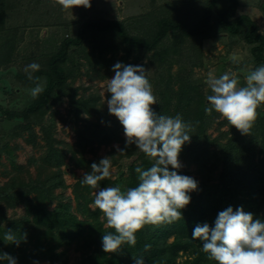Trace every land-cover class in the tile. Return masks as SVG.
I'll list each match as a JSON object with an SVG mask.
<instances>
[{"label":"trees","instance_id":"1","mask_svg":"<svg viewBox=\"0 0 264 264\" xmlns=\"http://www.w3.org/2000/svg\"><path fill=\"white\" fill-rule=\"evenodd\" d=\"M22 2L0 0V70L8 69L15 55L20 54L18 44L27 23L11 25L8 14L18 10ZM27 2L41 5L38 11L50 26L49 9L61 14L57 0ZM241 4L240 0H168L157 7L155 1L151 0V11L126 22L85 20L79 27H75L77 24L74 23H61L60 33H52L44 41L40 55L28 57L29 62H43H37L39 71L31 74L32 79L16 73V80L22 81L24 87H30L35 77H43L47 80L43 92L36 98L32 97L30 105L20 112L3 111L1 107L0 112L7 122L23 119V123H19L15 131L9 134L10 138H18L23 132H28L30 134L25 143L33 148L39 145L45 148V152L38 159L29 161L38 171L35 179L24 180L14 175L0 186V214L6 223V227L0 228V253L15 258L16 264H67L69 248L80 254L77 264H134L132 257L139 256L143 257L144 264H216L203 252L202 241L192 238L197 225L207 223L210 228L214 227L218 213L228 207L234 212L242 208L251 213L254 219L264 222V105L257 109L259 115L250 130L249 139V135H242L226 120L217 122L218 131L221 126H227L228 130L212 139L207 130L219 118V114L215 111L211 116L205 114L210 89L206 91L189 82L187 68L191 69L194 65L188 66L172 58L183 55L186 43L195 45L199 50L204 41L220 33H228L232 41L248 48L255 61L254 70L264 65V33L259 31L256 20L252 18L253 15L260 16V12L264 20V0L257 1L253 15L241 13ZM34 25L41 26L38 23ZM120 52L122 55L118 56ZM150 52L156 66L161 69L154 77L147 76L157 98L152 108L157 114L166 116L180 114L184 122L191 123L193 130L189 133L190 141L182 146L178 159L196 164L202 181L197 190L188 193L190 203L181 210L182 219L170 224L146 225L136 234L135 246L124 244L119 253H105L102 250V236L113 230L105 226L106 221L98 209H88L91 199L87 197L93 188L82 186L81 179L72 185L75 212L68 202L62 201L63 194L54 192L66 189L61 169L66 162V153L54 147L56 139L52 135V119L49 125L42 124V119L55 101L65 97L74 122L81 114L86 115L82 127L74 125L76 141L68 147V161L74 168H81L85 161L95 163L84 159L86 153L93 154L102 146L120 144L118 149L123 150L124 155L111 149L109 157L112 164L118 167V177L113 181L105 179L99 182V187H120L126 191L138 186L135 169L141 167L146 170L151 166V159L140 152L135 144L125 147L122 125L109 114L108 107L98 104V94L77 98V89L72 87L69 79L73 81L77 75H81L78 73L81 63L76 58H82L89 69L103 80L116 63L135 66ZM41 56L44 61L39 59ZM174 62L180 64V68L176 75H171L170 68ZM55 114V111L51 113L52 116ZM90 117L95 120H90ZM34 126L40 127L44 145L36 142ZM221 139L226 142L221 143ZM256 145L258 161L254 162ZM211 146L215 150L210 151ZM1 152L13 156L7 142L0 147ZM114 153H118V159L112 156ZM128 158L134 160L127 165V176L124 177L118 161ZM217 165L221 166L218 183L209 185ZM54 201L55 207L49 209ZM18 206L23 208L24 214L6 219L5 210ZM78 214L81 218H78ZM9 229L17 235L26 233V239L19 246L8 243L3 237ZM145 244H151L147 252L144 251ZM60 248L63 250L58 251ZM0 264H7V261L0 260Z\"/></svg>","mask_w":264,"mask_h":264},{"label":"clouds","instance_id":"2","mask_svg":"<svg viewBox=\"0 0 264 264\" xmlns=\"http://www.w3.org/2000/svg\"><path fill=\"white\" fill-rule=\"evenodd\" d=\"M63 10L74 7H90V0H57ZM238 63L236 56H230ZM38 63H31L24 69L29 73L39 71ZM114 77L107 80L106 92L108 112L116 117L124 130L126 145L136 148L151 159V166L135 169L138 186L122 191L120 187H104L95 193L94 207L98 209L106 226L112 229L102 236V250L105 253H119L122 245L135 246L136 234L146 225L173 223L182 219L181 210L190 203L188 193L197 190V182L188 176L179 175L178 159L182 146L190 141L191 123L183 121L180 114L175 117L157 114L152 106L157 98L145 68L142 65L116 63ZM205 84L211 94L206 97L208 107L205 114H219L231 127L242 135H249L256 119L257 109L264 105V65L258 66L246 76L245 86H239L238 78L224 73L219 77L209 73ZM44 90L37 85L30 90L36 98ZM124 155L123 150H118ZM111 158L93 163L91 171L84 173L82 186L98 188L99 182L111 175ZM172 169L171 171L169 169ZM114 233V234H113ZM26 233L17 235L11 229L5 231L3 239L10 244H19L26 239ZM192 238L202 241V250L209 260L216 264H264V222L253 215L231 207L218 213L214 227L207 223L197 225ZM151 244L144 245L147 252ZM134 264H144L142 256L132 257ZM0 260L16 264V259L0 253Z\"/></svg>","mask_w":264,"mask_h":264},{"label":"rangeland","instance_id":"3","mask_svg":"<svg viewBox=\"0 0 264 264\" xmlns=\"http://www.w3.org/2000/svg\"><path fill=\"white\" fill-rule=\"evenodd\" d=\"M56 1V0H54ZM91 1V0H90ZM92 4L89 8L84 7H74L72 10H63L61 8V14L56 11H51L49 9L48 15L51 17L48 21L52 23H45L46 19L43 18L41 13L38 11L41 8L40 6L34 5L33 3H28L27 0H23L22 4L19 5V11H10L8 14L9 23L11 25H16L19 22L27 23L24 29V34L22 40L19 41L20 54H16L15 58L8 65V69L0 70V107L3 111H12L20 112L30 105L32 101V96L30 90L34 88L37 83L45 85L46 81L43 77H35L33 79L32 85L30 87H24L23 82L16 80V73L24 74L29 76V73L24 71L25 67L35 61H28V57H36L40 55V51L44 49V41L50 38L52 33H60V26L65 23H74L79 27V24L85 20H112V21H129L133 17H137L144 13H147L152 10V6L149 4L151 0H92ZM157 4V7L162 5V2L168 0H154ZM258 0H240L242 3L240 12L243 14L253 15L255 13V7ZM35 4L36 2L33 1ZM259 12V11H258ZM19 14V15H18ZM260 16L253 15L252 18L256 20L257 25L259 26V31L264 33V20ZM33 23V25L31 24ZM34 23L41 24V26H36ZM63 23V24H61ZM61 35V34H60ZM199 50L196 46L192 44H184L182 50V56H173L172 58L178 59L183 64L194 65L191 69L187 68L190 76L187 78L189 82L195 86H199L201 89L207 91L208 87L205 84V80L209 73L214 74L216 77L228 73L230 75H235L239 82V86H245L246 76L249 72L254 70L255 61L251 56L248 48H245L240 43L232 41L228 33H220L217 37L204 41ZM29 53V54H28ZM28 54V55H27ZM200 54V55H199ZM122 53H118V56H121ZM150 52L144 59L140 62H136V65H142L146 72H149L147 76H155L161 71V69L156 66V61L151 56ZM117 56V57H118ZM236 56L238 58V63H233L229 57ZM27 58V59H26ZM47 58V57H45ZM150 58V59H149ZM37 59V58H36ZM44 61V57L39 58ZM81 66L78 70V73L75 80H70V83L73 88L77 89V98H86L91 94H98L99 103L104 104L107 107V100L110 99V94L106 92L107 80H110L114 77L115 73L111 71L109 76L106 79L101 80L95 73L89 69L85 64L82 58H76ZM37 62L42 61L38 60ZM35 62V63H37ZM180 64L174 62L170 68L171 75H176ZM2 69V68H1ZM167 72V71H166ZM165 72V74H166ZM33 72H31L32 74ZM177 86H175L176 89ZM204 91V92H206ZM53 101V100H51ZM55 105L45 114L42 119V124L49 125V120L52 119L54 123V129L52 131L53 137L56 139L54 147L57 149H62L66 153V162L61 167L63 170L62 178L64 179V185L66 189L55 190V194H63V202H68L71 206V210L75 212L74 207L75 203L73 196L71 194V187L76 182L77 179H82L84 173L91 171V162H86L81 168H74L73 164L68 161L69 151L68 147L74 145L76 141V133L74 125L77 124V128H80L84 125V119H86L85 114H81L76 122H74L72 114H70L68 101L65 97H61L54 102ZM55 111V115L51 113ZM94 121L93 117L89 118ZM224 119L219 116L215 120L214 124L211 125V128L207 130L208 135L211 138L219 137V133L226 132L228 130L227 126H221L218 131L217 122H222ZM20 121V122H18ZM16 122H7L4 115L0 112V147L7 142L10 150H13L12 155L9 156L5 152L0 153V186L6 183L12 176L19 175L24 180L35 179L38 171L33 164H29L31 159H38L44 152L45 148H41L39 145L36 148L31 147L25 143V139L29 137L28 132H23L22 136L11 137L9 134L13 133L16 129V126L19 123H23V119H19ZM15 127V128H14ZM34 134L36 135V142L40 145H44L42 140V133L40 132L39 126H34ZM251 134L247 136L249 139ZM122 137L126 139L124 134ZM221 143H225V139L220 140ZM120 144L113 143L107 147H100L95 150L93 154L86 153L84 159L87 161H94L97 165L100 160L106 157H111V149L119 150ZM215 150L213 146L210 147V151ZM114 158H119L118 153L112 155ZM253 161H258V146L256 145V150L253 155ZM77 158V157H76ZM134 158L131 159H122L118 161V166L120 167V173L123 176H127V165L132 162ZM13 161V163H12ZM181 167L178 170V173L184 174L193 178L198 184L202 181L201 173L198 172L196 164H188L180 160ZM116 165H113L111 162L110 172L111 175L106 178L111 181L115 180L118 177ZM28 170V173L26 172ZM221 171V166L217 165V169L212 174V179L208 182L209 185L218 183V176ZM125 179V178H124ZM100 187L92 189L88 194V199L91 201L88 203V209L94 210V199L95 193L98 192ZM63 190V191H62ZM3 203H1L2 206ZM56 205V202H52L49 206V209H53ZM6 214L4 216L6 219L17 218L24 214L23 208L18 206L14 209H6ZM78 218L81 216L78 214ZM102 219V216L101 218ZM106 226V224H105ZM6 227V223L1 218L0 214V228ZM60 248L58 251H60ZM63 250V249H62ZM69 261L67 264H77L80 254L74 252L73 248L68 249ZM41 264H48V262H42Z\"/></svg>","mask_w":264,"mask_h":264}]
</instances>
